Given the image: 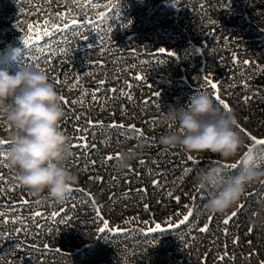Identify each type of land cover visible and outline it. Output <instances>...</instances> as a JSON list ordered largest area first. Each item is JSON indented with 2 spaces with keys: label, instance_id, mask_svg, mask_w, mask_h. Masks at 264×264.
I'll return each mask as SVG.
<instances>
[{
  "label": "rangeland",
  "instance_id": "rangeland-1",
  "mask_svg": "<svg viewBox=\"0 0 264 264\" xmlns=\"http://www.w3.org/2000/svg\"><path fill=\"white\" fill-rule=\"evenodd\" d=\"M25 36L41 39L25 45ZM25 64L49 73L65 116L77 113L68 114L78 135L67 164L78 182L63 201L28 192L7 161L10 125L0 115V264H264V226L245 243L240 234L253 223L250 210L255 226L264 218L255 203L264 178L232 208L210 213L193 175L217 154L160 142L174 127L163 111L203 91L264 155L257 118L238 111L248 92L264 98L253 82L264 76V0H0V68ZM123 152L134 158L118 172ZM233 163L225 162L230 174L239 171Z\"/></svg>",
  "mask_w": 264,
  "mask_h": 264
},
{
  "label": "clouds",
  "instance_id": "clouds-1",
  "mask_svg": "<svg viewBox=\"0 0 264 264\" xmlns=\"http://www.w3.org/2000/svg\"><path fill=\"white\" fill-rule=\"evenodd\" d=\"M0 115L10 125L7 161L19 183L33 196L65 200L78 175L67 164L73 155L72 138L62 128L65 109L49 73L33 64L14 73L0 68ZM162 119L174 126L160 136L163 145L193 154H217L218 163L200 167L193 175L195 186L209 193L204 204L208 212L232 208L252 184L264 178L260 147L246 146L235 114L216 106L207 92L196 91L185 104L170 105ZM133 158V153H121L115 169L129 168ZM234 160L240 161L239 171L230 174L225 162ZM255 203L264 211V196Z\"/></svg>",
  "mask_w": 264,
  "mask_h": 264
},
{
  "label": "trees",
  "instance_id": "trees-1",
  "mask_svg": "<svg viewBox=\"0 0 264 264\" xmlns=\"http://www.w3.org/2000/svg\"><path fill=\"white\" fill-rule=\"evenodd\" d=\"M9 15L10 16H15V14L14 13H12V12H10L9 13ZM43 13H39L38 14V17L39 18H42L43 16ZM5 42L4 43H6L7 42V39H6V37H5V40H4ZM81 42H82V40H76L75 42H71L70 43V45L72 46V47H75V49H78L79 47H80V44H81ZM253 82L254 83H257V84H259V85H264V76L263 77H261V79L258 81L257 79H253ZM242 87V86H241ZM246 97V98H245ZM245 97H243V99L246 101V100H248L247 102H248V104H246L245 106L243 105L242 106V108H238V111L240 112V114H242V115H252V116H254V117H256L257 118V120H258V129L262 132V133H264V98H260V97H258L257 96V93L253 90V92H248V94L245 96ZM74 111V110H73ZM71 109H67L66 110V116L63 118V121H62V128L63 129H65L66 128V133L67 134H69L70 136H71V138H72V140H76V138H77V136L76 135H78L77 134V132H78V130H77V126L76 127H74L73 129H70L69 127H68V121H69V119H71L72 118V116H71V112H72V114H77L76 113V111H74L73 112ZM68 112V113H67ZM68 114H70V116H71V118H69L70 116L68 115ZM69 128V129H68ZM75 132V133H74ZM114 141V140H113ZM210 159H206L205 161H209ZM181 163H183V162H181ZM176 170H174L176 173H178V174H180V172H181V170L179 169V168H175ZM149 171V170H148ZM146 171H144V174L143 175H145V178H141L142 179V181L144 180V181H146L147 180V177H146ZM143 181V182H144ZM6 198H10V197H12V195L10 196V194L9 195H6L5 196ZM12 199H13V197H12ZM172 209L173 210H176V208L175 207H172ZM111 211H113V210H111ZM249 212H251V214H252V219H253V223L250 225V226H248V229L246 230V231H241V240H243L244 241V243L245 242H247V240L249 239V238H252V239H254V238H256V235L258 236L259 235V228L260 227H262V226H264V218H263V220L262 221H259L258 222V224L255 226V222H257L256 221V213H258V210H250ZM259 216H264V212H263V214H261L260 215V213H259ZM109 218L108 219H113L114 218V212L112 213V214H110L109 216H108ZM260 220V219H259ZM196 236H194V235H192L191 236V240L193 241V240H197V238H195ZM238 237H240V235L238 236ZM239 240H240V238H239Z\"/></svg>",
  "mask_w": 264,
  "mask_h": 264
},
{
  "label": "snow or ice",
  "instance_id": "snow-or-ice-1",
  "mask_svg": "<svg viewBox=\"0 0 264 264\" xmlns=\"http://www.w3.org/2000/svg\"><path fill=\"white\" fill-rule=\"evenodd\" d=\"M86 2H87V0H86ZM94 6H96V5H94ZM70 13H71V10H69L68 13H57V14H56V19H57V20H61V21H63L67 16L70 15ZM100 15L103 16L104 14L101 13ZM45 23H51L52 27L55 28V29H57V30H59L60 27H61V24L56 23L55 21H45ZM79 23H80V21H78V20H75V19L71 20V25H78ZM89 23H92V21H89ZM69 26H70L69 23H63V28H68ZM45 31H47V30H45ZM39 39H41L40 36H35V37H32V36H25V37H24V43H25V45H31V44L34 42V40H39ZM18 51H19V50H18ZM158 51H159L160 53H165V52H166V50H165L164 48H160ZM171 54L174 55L175 53H171ZM36 66H39V64H36ZM214 87H215V86H214ZM217 99H219V97H217ZM61 100H62L64 103H67V101H66L63 97H61ZM221 103H223V102L221 101ZM251 138H252L253 140H257L256 137H251ZM4 143H6V142L3 141V140H0V145H2V144H4ZM257 143H259V144H264V140H258ZM4 155H5V152H4L3 150H0V157H3ZM7 155H8V153H7ZM189 159L191 160L192 157L189 156ZM261 159H264V155L261 156ZM239 166H240V165H239L238 163H233V164H229V165H227V167L232 168V169H236V168H238ZM153 183H158V182H157V181H153ZM169 194H170V193H169ZM176 199H179V197H177ZM37 215H39V213H37ZM53 215H55V213H53ZM233 216H235V213H233ZM185 219H187V217H185ZM225 222H227V220H226ZM106 227H107V226H106ZM159 228H160V225H156V229H159ZM149 231L152 232V231H154V230H153V229H149Z\"/></svg>",
  "mask_w": 264,
  "mask_h": 264
}]
</instances>
